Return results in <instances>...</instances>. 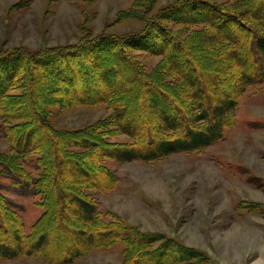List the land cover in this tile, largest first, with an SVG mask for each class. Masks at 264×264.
<instances>
[{
  "label": "rangeland",
  "instance_id": "obj_1",
  "mask_svg": "<svg viewBox=\"0 0 264 264\" xmlns=\"http://www.w3.org/2000/svg\"><path fill=\"white\" fill-rule=\"evenodd\" d=\"M23 1L0 0V50H42L77 44L89 32L94 36H120L143 28L137 21H117L118 12L126 10L132 0H98L89 5L85 3L86 0H30L22 8ZM175 1L159 0L154 13ZM257 2L254 1L253 5ZM167 25L176 34L170 35L176 39L173 41L175 50L170 51L171 55L177 56V63L186 72L206 80L209 87L216 81L213 76L220 74L222 88L230 90L242 72L235 69L232 60L224 59L212 46L208 47L197 39L180 44L179 47L177 45V35L181 40L189 39L202 27L187 30L180 25ZM225 25L230 33L248 42L247 46L250 47L252 34L248 26H239L232 20L226 21ZM152 32L150 35L156 37L155 32ZM122 48L118 52L124 56L126 52ZM133 54L145 66L147 73L157 71L165 64L163 56H154L145 51H134ZM17 58L5 67H10V71L14 72L13 67L19 65L20 70H16L18 75L31 65L26 59ZM115 58L118 59V56ZM257 65V60L247 58L246 69L249 73ZM79 66L81 70L89 68V65L83 63H79ZM121 67L124 69L122 72L114 73L117 80H131V84L137 88V92H128V86H123L127 113L136 114L144 133L148 134L153 119L152 115H148V92L144 85L149 81H145L136 72L134 74L132 70L128 71L125 66ZM2 70L0 65V75ZM20 78L15 85L27 87L30 93L23 100L10 103L8 107L12 113L21 110L36 117L37 124H43L44 117L49 118L53 127L59 130H77L110 115L104 105L71 109L51 107L49 112V104L69 101L73 90L50 74L40 76L34 86L30 77ZM154 81L158 82L157 79ZM162 87L173 98L177 95L182 100L176 98L177 107L184 110L189 106L190 100L185 97L186 93H180L176 88ZM11 93L18 96L22 91ZM29 107L34 109L30 113ZM232 121L234 124L228 128L225 139L202 151L175 154L149 163L134 161L120 164L107 161L106 167L117 177L114 180L106 179L96 168L87 167L95 179L105 180L109 184V190L82 186L77 182L78 175L75 177L68 171L56 182L53 179L50 181L58 172L62 153L60 144L55 143L56 139L46 130L39 129L38 137L46 145L43 160L51 173L49 179L43 180L50 181V185H47L48 196L29 194L26 189L18 186L16 180L7 177V166L0 163V187L12 206V211L6 214L8 220L13 228L29 236L35 229H39V220L46 211L53 210V215L41 227L50 231L49 253L58 259L74 246L73 230L79 226L73 223L72 218L63 221L59 218V214L61 216L64 212L61 204H57V190L60 187L68 191L80 188L83 194L98 202L104 222L109 223L110 218H120L118 220L142 232L165 234L208 257L202 262L184 264H264V84L249 88L239 97L238 110ZM36 123L32 126L35 127ZM3 128L0 121V155L12 157L11 145L2 136ZM116 140L130 142L124 135ZM40 158V154L34 153L23 163L25 170L35 178L41 174L38 164ZM83 159L78 160L83 163ZM0 242L5 245L17 244L11 231L5 232L2 227ZM127 248V244L120 241L96 247L72 264H129L126 261ZM0 264L50 263L47 254L43 253L17 259L0 257Z\"/></svg>",
  "mask_w": 264,
  "mask_h": 264
},
{
  "label": "trees",
  "instance_id": "obj_2",
  "mask_svg": "<svg viewBox=\"0 0 264 264\" xmlns=\"http://www.w3.org/2000/svg\"><path fill=\"white\" fill-rule=\"evenodd\" d=\"M29 1L21 2V7L25 8ZM95 1L98 0H86L85 3L89 5ZM254 1L256 0H177L154 13L159 0H132L126 10L118 12L117 21H137L143 25L137 32L120 36H94L89 32L77 44L42 50H0V65L3 67L0 75V121L4 126L1 132L14 154L12 157L0 155V163L7 166V177L16 180L19 187L35 196H48L47 185H50V181L53 179L56 182L68 172L78 175L77 182L82 186L109 190V184L105 180L95 179L87 167L96 168L106 179L114 180L117 177L106 167L107 161L120 164L134 161L156 162L175 154L202 151L223 141L228 128L234 124L232 120L238 110L239 97L249 88L264 84V0H257L261 2L253 5ZM228 20L237 22L242 27L248 26V31L252 34L250 47L247 46L248 42L230 33L225 25ZM167 23L183 26L187 30L202 27L189 39L181 40L177 35L178 47L197 39L208 47L212 46L224 59L232 60L235 69L242 70L233 88H222L220 74L213 76L216 81L209 87L206 80H200L198 76L186 72L177 63V56L171 55L170 50H175L173 41L176 39L170 35L176 34ZM152 31L156 37L150 35ZM121 46L126 52L124 56L118 52ZM134 51L163 56L165 64L161 69L147 73L145 66L134 56ZM116 55L118 59L115 58ZM17 57L26 59L31 65L18 75L16 70L21 68L18 64V67H13L14 72L10 71V67H5ZM247 58L258 62L251 73L246 69ZM63 62L65 65H62ZM79 63L89 65V68L81 70ZM121 65L149 81L144 85L148 92V115H152L153 119L148 134L144 133L138 116L127 113L123 86H128V92H137V88L131 84V80L121 78L119 81L114 76V73L124 70ZM43 74L55 76L73 90L69 101L54 102L46 106L49 112L51 107L71 109L104 105L110 115L83 129L59 130L53 127L49 118L42 117L43 124H37L36 117L25 111L15 110L12 113L8 105L23 100L30 93L27 87L15 85V82H18L19 77H22L21 80L30 77L34 86ZM156 79L158 82L154 81ZM162 86L186 93L185 97L190 100L189 106L184 110L177 107L179 97L175 94L177 99L173 98ZM20 90L22 93L18 96L11 93ZM33 110L29 107V113ZM35 123L36 126H32ZM39 129L46 130L56 139L55 143L60 144L62 153L58 172L47 182L43 180L49 179L51 173L43 160L46 145L38 137ZM123 135L130 142L116 140ZM34 153L41 156L38 161L41 174L37 178L23 167V163ZM79 158H84L85 162H80ZM81 191L80 188L68 191L62 187L57 190V204H61L64 212L61 216L58 213L59 218L62 221L72 218L73 223L79 227L73 230L74 246L56 259L48 249L50 231L41 227L53 215V210L46 211L39 220V229L26 236L21 230L13 228L8 220L6 214L7 211H12V206L0 187V228L5 232L10 230L17 242L16 246L0 242V257L17 259L44 253L50 264H72L96 247L120 241L128 246L126 261L129 264H184L208 259L202 252L186 247L165 234L142 232L118 220L120 218L116 219L117 217L110 218L109 223L104 222L98 202Z\"/></svg>",
  "mask_w": 264,
  "mask_h": 264
}]
</instances>
